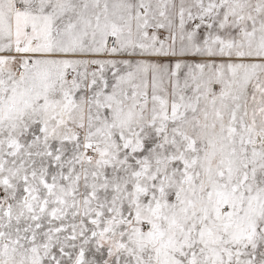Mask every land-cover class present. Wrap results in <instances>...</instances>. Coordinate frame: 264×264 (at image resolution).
Instances as JSON below:
<instances>
[{
	"label": "snow or ice",
	"instance_id": "snow-or-ice-1",
	"mask_svg": "<svg viewBox=\"0 0 264 264\" xmlns=\"http://www.w3.org/2000/svg\"><path fill=\"white\" fill-rule=\"evenodd\" d=\"M0 264H264V0H0Z\"/></svg>",
	"mask_w": 264,
	"mask_h": 264
}]
</instances>
